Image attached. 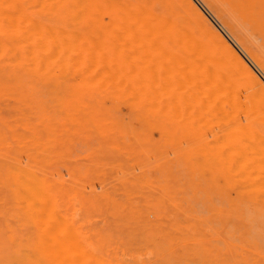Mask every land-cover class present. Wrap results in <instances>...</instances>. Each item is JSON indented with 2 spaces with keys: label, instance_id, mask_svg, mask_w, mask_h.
<instances>
[{
  "label": "rangeland",
  "instance_id": "374dc122",
  "mask_svg": "<svg viewBox=\"0 0 264 264\" xmlns=\"http://www.w3.org/2000/svg\"><path fill=\"white\" fill-rule=\"evenodd\" d=\"M0 1L4 18L24 12L35 20V64H17L11 51L0 55V264H54L43 243L48 196L58 213L54 227L60 214L57 225L66 222L84 240L90 258L77 255L85 264H264L261 113L210 111L188 63L145 30L109 24L108 16L104 25L77 26L47 12L57 5L51 0ZM193 1L264 82L212 11ZM220 4L264 60V9ZM235 116L257 124L243 126L244 136L242 126L233 128ZM29 188L45 201L36 203Z\"/></svg>",
  "mask_w": 264,
  "mask_h": 264
},
{
  "label": "bare ground",
  "instance_id": "6f19581e",
  "mask_svg": "<svg viewBox=\"0 0 264 264\" xmlns=\"http://www.w3.org/2000/svg\"><path fill=\"white\" fill-rule=\"evenodd\" d=\"M2 1H5V0H2ZM51 1H54L55 4H57V5L55 8H52L53 7L52 6L51 9H49V11H47V12L51 11L50 14H53L59 18H61V17L68 18L73 23H75V25L77 24V26H84V25H90V24L91 25L92 24L104 25L101 23L100 20L103 16H108V18H109L108 21L110 20L109 24L124 25L125 27L137 28V29L145 30L150 34H153L155 39L158 41L159 44L164 46L166 49H170L171 51L176 52L178 55L183 57V59L186 63H188V66L190 68V72L192 73L194 78L199 79L202 82V85H201L202 89L200 91L202 94L203 93L205 94L206 98L208 97L207 102L210 101L209 103L211 104V107H209L210 111L213 110L214 107L218 108L217 109L218 112H219V107L224 108V109L226 107L227 111H229L228 108L230 110L235 109L236 110L235 112H237L236 114H238V111H241L243 113H250L251 111L252 112L256 111V113L258 112L259 114L261 113L263 115L262 118L264 120V82L262 81V78H258V76L253 72V70L247 64L246 60H244V58H242V56L233 47L232 43L226 37H224V34L221 33L219 29H216L215 25H214L215 27L212 25L213 23L207 19V17L205 16L206 14H204L198 8V6L194 3L193 0H88V3H89L88 6H87V4L85 6L83 0H51ZM202 1L212 11V13L221 22V24L225 27V29L230 33V35L237 41V44L239 43L241 45V48H243V50H245V52L250 57V59L253 60L264 71V60H262V58L254 50L250 49L249 47H247L243 43V40L237 34L238 32H237L236 27L225 17L224 8L220 4V0L219 1L218 0H202ZM231 1H233V0H231ZM234 1H235L236 5L240 6L241 8L246 6L251 14H254L255 12L259 13V12H261V9H264V0H234ZM17 9L18 8L16 7L15 10L18 11ZM0 10H1V8H0ZM1 12H4V11H0L1 17L4 18V16H2V15H4V13H1ZM40 12H44V11H40ZM5 13L8 14L7 11ZM22 14H23V16L20 15V17H19V15H18V18L16 16H14L15 18L13 16L10 17V15H12V14H10L9 17H7V18L5 15L4 19L3 18L1 19V17H0L1 23L3 21L5 22V23L3 22V24H2L3 26L0 25L1 30H3L4 28L7 31L14 30L13 33H11L12 40H10V41L7 40L8 34L5 33L6 30L4 29L5 32L2 31L3 33H1V35H0V46H1L0 47V55L3 53L2 56H4V55H6V53L11 51V53H10L11 57L10 58L13 61H15L17 64H23V65H29L30 66V65L35 64V46H34V29H33V23L35 20H34V16L32 14L24 15L25 14L24 12ZM12 17L14 19H12ZM6 19L10 20V24L14 23L13 25L16 27H14L13 25L7 24L8 20H6ZM11 19H12V22H11ZM55 26H57V25H55ZM9 27H10V29H9ZM46 28H47V26L45 24L41 26L42 30H44ZM55 28H57V27H55ZM6 40L9 41V43H11L10 47L8 46L9 43L7 44ZM11 41H13V42H11ZM46 46L47 45L43 46L42 48H45ZM8 49H11V50H8ZM40 50H41V48H40ZM1 51H2V53H1ZM32 68L33 67H31V70H33ZM242 84L244 86H246L247 89H249V90H247L244 88L245 90L250 91L249 94L247 95V97H245V98H247V100H244V101L241 100L239 98V96L237 95L239 86H241ZM209 103H208V105H209ZM232 110H231V112H232ZM222 112L219 115H221ZM223 114L225 115L224 112H223ZM210 115H209V117H210ZM230 115H231L230 118H232L233 115L232 114H230ZM220 117H219V120L221 121ZM222 118H224V117H222ZM235 118H237V116L234 117V123L236 121H237L236 123H238V121H239V125L235 124L236 126H234L233 128H235V127L239 128V126L240 127L242 126V128H243L242 132L244 133V136L246 133V131H244L245 125H246V127L247 126L251 127L252 125L257 124L255 121H251L249 118H247V123L244 125L239 120V117H238V120H235ZM216 119H218V118H216ZM216 119L214 120L215 122H216ZM223 120H225V119H223ZM226 120H227V122L229 121V123H228V125H229L231 119L230 120L226 119ZM245 122H246V120H245ZM231 123H232V121H231ZM211 124H213V123H211ZM222 124H223V127H225L227 125V124L225 125L224 123H222ZM223 127H221V128H223ZM225 129H227V128L225 127ZM246 130H248V127ZM247 135H249V134H247ZM248 137L249 136H247L246 138H248ZM250 137H252V135H250ZM252 140L250 139L251 142H252ZM251 144H253V142ZM251 144H249L248 148L251 147ZM236 147H234V148H236ZM252 147H254V146H252ZM230 148L234 149L233 147H230ZM238 153H240V152L238 151ZM253 153H254V151H253ZM223 154H224V152H223ZM259 154L262 156L263 153L262 154L259 153ZM241 156H243V155H241ZM259 160H261V159L259 158ZM263 160L260 161L261 162L260 164L264 163ZM22 162H24V161H22ZM233 165H234V163H233ZM250 172H252V171H250ZM19 173L21 175L23 174V173H21L20 170H19ZM263 182H264V180L262 181V183ZM25 186H26V183H25ZM34 189H36V188H34ZM31 190L29 188V192H31V195L35 197L36 195L32 194ZM38 191L40 192V190H38ZM33 192H35V190ZM39 192H38V194H39ZM45 195L46 194H44L42 201H45L44 200V198H46ZM26 196H27V194H26ZM47 196H48V194H47ZM34 197H32V198H34ZM32 198H30V200ZM38 199L39 198H36V203H37ZM40 199H39V201H41ZM47 199L49 201H47ZM28 202L30 203V201H28ZM34 202H35V199H34ZM45 202L48 204L47 209H46V206H45V208L43 207L44 209H46L45 213H47V215H48L51 211L52 212L50 213L51 215H48L50 217L45 216L49 221H46L47 219H44L46 221L44 224V226L46 225L45 226L46 228L44 227V230H45L44 233L47 234V235H45V237L51 236V238L46 237L45 242H43V243H46L45 247H44L45 251L47 249H48V251H50V253L53 251V253H51L52 255L54 254L53 257L47 251V253L52 258L51 261L54 262V264H69V263L70 264H73V263L74 264H82V263L85 264V262L87 260L86 258H90V257H88V255H90V254H88V251L87 252L82 251L84 248L82 245L84 240L82 242H78V241H81L80 239H77V238H79V237H77L78 232L75 233V230H73V228L71 226H70L71 228H69V226H66L67 225L66 222L64 223V227H61V226H63V224H61L60 222L63 223V221H62L61 216H59L60 214L57 215V218L55 221L56 227H54V225H53L54 222L52 221V218L56 217L55 214H58L57 212L56 213L53 212V211H55L56 207L51 202L49 196L46 198ZM45 202H43V204ZM49 202H51V204ZM56 205L58 206V203ZM31 206L32 207L35 206V203H34V205L32 204ZM41 207H42V205H41ZM35 208L36 207H34V209ZM44 209H42V210H44ZM42 212L44 213V211H42ZM45 213L43 215H45ZM58 217H59V219H58ZM39 218L40 217H38L37 220ZM53 220H54V218H53ZM64 220H66V219H64ZM49 222H51V224L53 226L50 225ZM43 223H44V221H43ZM57 223H58V225L61 224V226H58ZM47 225H49V226H47ZM65 226H66V228H65ZM47 227H49V228H47ZM52 227L54 229L53 231L51 230ZM55 228H58V229L55 230ZM69 229H70V231L72 230V232H73V233L71 232L72 234L70 232H68ZM50 230L52 232H50ZM62 230L66 231L68 233V235L66 232H64L65 233V235H63L64 237L61 236V234H63ZM49 232L52 234L50 235ZM54 232L56 235H58L57 237L59 239H61V240H59L60 243L58 242L57 237L54 234ZM80 234H81V232H80ZM53 235H55V236H53ZM71 235H73L75 237V239L72 238L76 241V242H74L75 244L72 242L74 240H70ZM87 236H88V234H87ZM47 239H49V240H47ZM51 239H53L52 242H50ZM63 239H65L66 241ZM62 240L64 243L62 242ZM85 243H86V241H85ZM56 244H57V246L59 245L58 246L59 248L56 246ZM67 244L70 247L66 248L68 246ZM71 244H72V246H71ZM80 244H81V246H80ZM75 245H78V246H75ZM89 245L92 246V244H89ZM46 247H47V249H46ZM79 247H80V249H78V253H77V250H75L74 248H79ZM53 248H55V249L53 250ZM69 248H70V250H69ZM92 248H94V247H92ZM80 250H81V252H80ZM92 250H95V249H92ZM56 251H58V252H56ZM71 251H72V254L74 253V256L71 255ZM79 252H80V254L83 253L85 255H82V254L80 255ZM59 253H60V255H59ZM66 253H68L69 255H67ZM77 254L80 255V259L84 258L83 260L85 262L83 260H80L78 258L79 255H77ZM49 255H48V258H49ZM55 255H58V256H56L57 258L55 257ZM61 256H62V259L61 258L59 259V257H61ZM70 257H71V259H70ZM51 258H49V259H51ZM74 258H76L75 259L76 262L79 259L78 260L79 263L73 262V261H75V260H73ZM63 259L66 260L65 261L66 263L64 261H62ZM55 260L56 261L58 260V262H60V261L61 262L55 263ZM91 261H93L92 258H91ZM87 263L90 264L88 261H87ZM91 264H94V263H91Z\"/></svg>",
  "mask_w": 264,
  "mask_h": 264
}]
</instances>
